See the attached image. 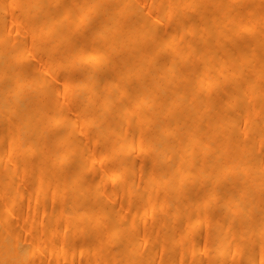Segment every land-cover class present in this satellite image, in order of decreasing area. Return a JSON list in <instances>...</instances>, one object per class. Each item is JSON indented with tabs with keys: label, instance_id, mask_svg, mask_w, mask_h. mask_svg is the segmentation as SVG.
<instances>
[{
	"label": "bare ground",
	"instance_id": "1",
	"mask_svg": "<svg viewBox=\"0 0 264 264\" xmlns=\"http://www.w3.org/2000/svg\"><path fill=\"white\" fill-rule=\"evenodd\" d=\"M15 4L23 9L22 19L31 15L30 34L51 30L52 37L65 39L55 66L71 62L81 72L69 70L64 79L75 73L78 84L90 77L98 81L81 109L93 125L94 146H99L89 151L74 137L73 120L52 109V88H42L36 92L42 97L32 98L44 79L33 68L24 70L21 63L31 52L23 39L5 37L0 16V117L7 137V146L0 147L2 220L15 214V200L5 195L21 189L13 178L25 174L37 190L46 178L55 177L65 204L58 218L68 225L73 224L69 211L82 217L93 212L92 221L111 218L113 189L108 192L104 184H119L129 166L128 152L150 149L145 176L135 185L129 176L124 191L150 185L146 199L158 192L160 203L173 214H186L181 234L202 227L189 245L192 255L201 254L202 264H262L264 0H151L147 13L134 0H70L60 21L51 1ZM165 15L172 22L186 21L168 33L161 20ZM87 17L86 51L68 38V31L80 29ZM42 51L46 54L47 46ZM100 88L104 94L97 105L90 99ZM133 136L141 142L134 144ZM30 142L38 145L36 151H30ZM112 165L92 174L98 166ZM120 222L112 219L100 229L83 231L82 237L96 247L109 249L114 243L109 256L123 264H150L153 253H140L141 241ZM16 231L14 225L0 227V264H29L41 253L62 254L45 240L29 248ZM38 264L48 261L39 259Z\"/></svg>",
	"mask_w": 264,
	"mask_h": 264
},
{
	"label": "rangeland",
	"instance_id": "2",
	"mask_svg": "<svg viewBox=\"0 0 264 264\" xmlns=\"http://www.w3.org/2000/svg\"><path fill=\"white\" fill-rule=\"evenodd\" d=\"M1 1L0 16L5 22V37L10 41L24 40L27 51L31 53L21 63L22 67L25 71H27V68H33L36 77L39 80L44 79V82L40 81L36 90L31 92L32 98L36 100L42 97L36 93L38 90L52 88L54 90L53 111L64 115L67 120H73L76 127L74 137L87 144L89 151L98 149L99 144H97L98 146H94L92 136L93 125L86 117V113L81 109L82 103L86 101L84 96L86 98L90 97V93L88 92L94 88L97 89L99 85L98 81L90 77L85 84H78L76 81L77 74L75 73L70 74L68 78L64 79L65 73L69 70L76 73L81 72L79 67L76 68L70 65L71 62L59 67L55 66L56 59L63 53L62 46L65 39L52 37L51 30L30 34L31 15H27V18L22 19L21 12L23 9L21 5L18 7L15 4V0H9L4 5H2ZM46 1H51L60 13L58 17L60 21L62 12L64 13L70 0ZM134 3L143 13H147L151 6V0H134ZM162 19L166 23L164 29L168 33H174L176 28L186 21V18H183L172 22L170 15H165ZM90 20V17L84 18V24L80 29L72 27L68 31L70 32L68 38H72L76 46H84L86 51L89 50V44L87 43L88 39L85 32L89 27ZM71 22L72 20L61 23V28L65 30ZM42 46H47L48 52L46 54L45 52L43 53ZM103 94L104 90H99V94L93 96L90 100H94L99 105L103 99ZM58 100H62L60 106L56 104ZM2 123V118L0 117V147L3 144L5 145V143L7 146V137L2 134ZM131 129L133 130L134 127L132 126ZM133 138L135 139L133 140L134 144L141 142V139H138L136 136H133ZM32 142H30V151H36L38 145ZM261 149L263 150L264 146H261ZM149 153L150 149L144 152H128L127 155L130 158L129 166L121 174L119 184L114 187L109 182L104 184L108 192L113 189L110 206L113 208L115 216L111 218L101 216L92 221L94 219L93 212H89L86 216L82 217L79 215L74 216L69 211L66 214L73 220V224L68 225L67 220L58 218L60 208L65 204H63L62 187L55 185V177L50 176V178H46L47 183L37 190L35 186H31L29 175L25 174L13 178L14 182L21 185V189L17 193L12 194L7 192L5 195L15 200L17 205L15 214H20L23 217L22 219H17L14 214L10 221H3L2 214L4 209L2 208L0 212V227L14 225L17 229L15 236L20 243L28 244L27 247L29 248L37 242L45 240L47 245H52L55 250L62 251V254L59 256L52 255L46 257L45 253L38 254L29 264H38L39 259L48 261V264H123L117 257L110 258L109 256V250H114L115 248L114 243H111L109 249L108 247H96L93 240L82 237L83 231L100 229L112 219H120L122 221L120 223L133 234V237L141 241L138 249L140 253H153L150 264H168V261L173 264H196V262L197 264H202L198 258L201 254L192 255V252L189 250L193 237L197 232H201L202 227H198L193 232H187L185 235L181 234L182 223L184 221L182 219L186 214L182 215V213L178 212L173 214L170 206L160 203L161 196L158 192H152L149 199H146V191L150 190V185L134 187L131 193L124 191V185L129 176L133 179L134 185L138 184L145 176L148 168L146 160ZM69 163L70 160L67 164L69 165ZM67 164L63 165L62 168H66ZM115 166H98L96 172L92 174L96 175L101 170L107 171ZM1 169L2 166L0 165ZM2 179L0 176V180ZM0 198L4 200L2 194ZM50 229L56 232L53 236L50 233Z\"/></svg>",
	"mask_w": 264,
	"mask_h": 264
}]
</instances>
